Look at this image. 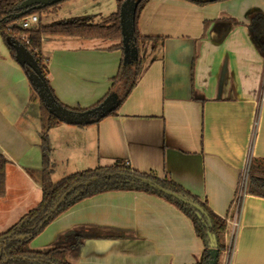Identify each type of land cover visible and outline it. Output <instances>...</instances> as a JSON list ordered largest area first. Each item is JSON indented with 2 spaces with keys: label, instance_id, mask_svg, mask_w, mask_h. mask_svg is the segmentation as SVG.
I'll list each match as a JSON object with an SVG mask.
<instances>
[{
  "label": "crops",
  "instance_id": "0c3cea01",
  "mask_svg": "<svg viewBox=\"0 0 264 264\" xmlns=\"http://www.w3.org/2000/svg\"><path fill=\"white\" fill-rule=\"evenodd\" d=\"M88 1L119 3H82ZM104 11L91 15H110ZM257 13L264 15V0H148L136 29L162 37V46L140 53L142 72L112 114L47 131L52 180L129 163L179 185L226 219L219 264H264V197L245 193L238 211L234 205L248 160L264 159V51L251 29ZM117 43L44 36L41 54L55 97L82 109L107 97L123 62ZM41 109L26 69L0 35V154L8 159L0 233L42 198ZM77 228L84 238L69 251L71 264H197L205 250L179 207L143 190H109L75 202L29 247H52Z\"/></svg>",
  "mask_w": 264,
  "mask_h": 264
},
{
  "label": "trees",
  "instance_id": "16d2710c",
  "mask_svg": "<svg viewBox=\"0 0 264 264\" xmlns=\"http://www.w3.org/2000/svg\"><path fill=\"white\" fill-rule=\"evenodd\" d=\"M22 1L24 0H0V35L3 37L8 48L10 49L11 54L14 57L15 49L11 45V42L18 41L24 44L37 59L48 83V67L45 58H43L41 54L43 37L46 35L118 41V43L113 47L123 49L120 25V8L124 0H119V8L116 12L110 14L107 17H104L102 21L97 23L91 20V16H79L60 21H53L46 24L39 23V25L33 29H22L17 24V20L19 19L16 16V14L18 13L17 6ZM147 1L148 0H142L139 4L136 13V20ZM196 2L207 3L201 1ZM58 4L59 3L49 7H55ZM49 7H45L40 10H34L33 12L39 14L41 11ZM251 19V29L253 37L258 42L259 47L264 51V15L262 13H257L253 15ZM17 34L27 35L29 43H25L17 36ZM135 36L137 45L139 47V52H141V45L149 46L150 48H158L163 44L162 37L144 36L141 35L137 31V29L135 31ZM144 62V59L140 57L138 63L134 67L130 69L128 68L125 71H123L122 62L120 71L115 78L113 88L111 90L112 92L117 84L120 85L121 102L127 97L132 88L135 86L142 72ZM23 67L26 69L28 75H30V69L26 66ZM33 89L38 94V91L34 86ZM50 89L53 92L51 87ZM104 99L99 101V103L94 105L93 107L99 105ZM56 100L58 103L62 104L57 98ZM62 105L75 111L87 110L82 108H71L64 104ZM113 112H111L110 114H112ZM41 121L43 128V168L41 171L42 198L40 202L36 206L31 208L23 217H21L6 231L0 233V264H71L67 260V255L72 248L82 244L84 238L83 228H77L71 232L66 233L65 236L62 237L54 246L46 249H31L29 247L30 241L37 234H39L56 216L69 208L75 202L88 196H92L94 194L109 190H143L159 195L174 203L192 220L196 234L203 240V243L205 245V250L203 252L202 258L197 264H205L209 259V234L211 233L215 234L217 237V248L219 250V258L217 264H219L220 255L222 253V250H224L225 248L222 242V237L227 228V221L225 218L214 213L206 203L191 195L190 193L185 191V189L173 183L172 181H169L166 178H160L153 173H142L136 171L121 161H118L115 164L107 167L89 168L78 171L63 177L58 181H53L51 178L52 169L48 157L49 146L46 134L49 129L64 121L56 115L50 113L48 107L44 104L43 101L41 109ZM7 163L8 159L3 154H0V197L3 196L6 191L5 172ZM114 172H123L146 177L156 181L157 183L168 189L190 197L195 202L199 203L205 210L210 219V224H208L206 218L203 215L199 214V212L194 207L184 204L149 187L142 186L138 182H133L129 178L119 176L101 177L103 173ZM248 173L246 193L264 197V159L253 158L251 160ZM93 176H100V178L87 187H85L84 185L78 186L68 196V198L57 210V212H55L45 223L44 227L42 229H38L40 222L46 217L49 208L61 194H63L72 185ZM24 234H31V236L26 239H14L15 236ZM5 241L7 242L5 243ZM22 257H28L33 260H26ZM7 258L9 259L5 261Z\"/></svg>",
  "mask_w": 264,
  "mask_h": 264
},
{
  "label": "water",
  "instance_id": "95a60500",
  "mask_svg": "<svg viewBox=\"0 0 264 264\" xmlns=\"http://www.w3.org/2000/svg\"><path fill=\"white\" fill-rule=\"evenodd\" d=\"M64 0H24L18 6V13L16 14L17 18L25 16L29 13H32L34 10H40L45 7L52 6L57 3H61ZM142 0H124L120 8V25L122 33V44H123V71L134 67L139 59L140 52L137 45V40L135 36L136 31V13L137 8ZM191 1H201V2H214L218 0H191ZM11 45L15 49V59L22 66H26L30 69L29 79L32 85L37 89L38 95L44 104L48 107L50 113L56 115L64 122L74 125H87L94 122H97L99 119L109 115L113 112L119 103L121 102V87L119 84L113 89V91L96 107L83 111H75L69 109L62 104L58 103L53 92L49 87L42 69L33 55V53L22 43L18 41H12ZM126 177L131 179L133 182H138L142 186L149 187L157 192H160L164 195L172 197L184 204L194 207L199 214L203 215L208 224H210V219L201 207V205L195 202L190 197L168 189L156 181L138 176L135 174L123 173V172H114V173H103L101 177ZM100 176H93L86 180H83L79 183L72 185L67 189L63 194H61L49 208L46 217L40 222L38 229H42L45 223L51 218V216L57 212V210L62 206L68 196L78 187L84 185L85 187L96 182ZM31 234L17 235L14 239H26L30 237ZM210 238V247H209V259L205 264H217L219 258V250L217 248V237L215 234H209ZM7 241H5L6 243ZM26 260H33L28 257H22ZM7 258L5 261H7Z\"/></svg>",
  "mask_w": 264,
  "mask_h": 264
},
{
  "label": "rangeland",
  "instance_id": "374dc122",
  "mask_svg": "<svg viewBox=\"0 0 264 264\" xmlns=\"http://www.w3.org/2000/svg\"><path fill=\"white\" fill-rule=\"evenodd\" d=\"M83 0H64L62 1L58 8L55 12L49 13H44L42 12V17L44 21L46 22H52V21H60V20H65V19H70L76 16H90L92 12L96 9H101V11H104V13L110 14V12H113L114 10H117L119 3L116 1L112 2H106L94 5L92 1L84 2L82 3ZM118 4V5H117ZM98 6V7H97ZM96 13V12H95ZM104 17V16H103ZM102 16H99L98 14H95L94 16L91 15V20L93 22H100L103 19ZM110 41H105V43H109ZM150 47L141 45L140 53L141 55L146 54V49H149ZM55 178H59V175H56ZM54 246V245H53ZM50 248V247H49Z\"/></svg>",
  "mask_w": 264,
  "mask_h": 264
},
{
  "label": "built area",
  "instance_id": "2783aa9c",
  "mask_svg": "<svg viewBox=\"0 0 264 264\" xmlns=\"http://www.w3.org/2000/svg\"><path fill=\"white\" fill-rule=\"evenodd\" d=\"M39 23H40V17H39V14L36 13V12L29 13V14H27L25 16L20 17L17 20V24L22 29H33V28H36L39 25ZM17 36L21 40H23L25 43H27V44L29 43V39H28L27 35L17 34ZM251 160L252 159H249L248 162H247V166H246L245 172L243 174V178H242L240 191H239V193L237 194V196H236V198L234 200V205L236 206L237 211H238V209L240 207L241 200H242L243 196L246 193L248 174H249L248 171H249V167H250V164H251ZM126 164L129 166V163H126ZM232 225H233V227L237 226L236 219H234L232 221Z\"/></svg>",
  "mask_w": 264,
  "mask_h": 264
}]
</instances>
